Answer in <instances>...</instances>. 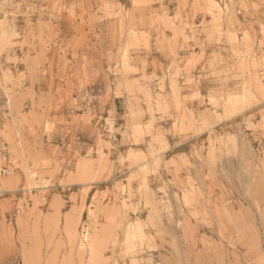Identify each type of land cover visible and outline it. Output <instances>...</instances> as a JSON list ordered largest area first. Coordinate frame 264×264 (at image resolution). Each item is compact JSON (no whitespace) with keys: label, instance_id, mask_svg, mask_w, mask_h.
Returning a JSON list of instances; mask_svg holds the SVG:
<instances>
[{"label":"rangeland","instance_id":"obj_1","mask_svg":"<svg viewBox=\"0 0 264 264\" xmlns=\"http://www.w3.org/2000/svg\"><path fill=\"white\" fill-rule=\"evenodd\" d=\"M263 10L0 0V264H264Z\"/></svg>","mask_w":264,"mask_h":264},{"label":"crops","instance_id":"obj_2","mask_svg":"<svg viewBox=\"0 0 264 264\" xmlns=\"http://www.w3.org/2000/svg\"><path fill=\"white\" fill-rule=\"evenodd\" d=\"M191 2L193 1V0H190ZM249 1V3L250 2H254V3H256V2H258V1H261V0H248ZM192 4V3H191ZM174 8V11H175V8L176 7H173ZM190 14H191V18H190V20H192L193 22L195 21V23H196V25H197V23H198V20L199 19H195L194 18V16H192L193 15V10H192V8L190 9ZM251 11H249V12H243V15H239L238 17H239V20L242 22H245V21H249V22H251V20H250V18H251ZM259 17V20H260V22L264 25V10H263V12H261V14L260 15H258ZM205 20H206V23H209L210 22V17L207 15L206 16V18H205ZM261 24V25H262ZM260 28V25H258L257 27H256V29H259ZM176 30V32H178V30L177 29H175ZM192 31H194V28L192 27ZM164 34L166 35V39H165V41L163 42V50L165 49V52L167 51V50H169V49H171L172 47H171V45H176L177 47H178V45H180L181 44V39H176L174 36V32H171V33H169L168 31H166V30H164ZM196 50V49H195ZM155 57H157V59L158 58H162V57H165V53L163 52V54L162 53H157L156 55H155ZM158 61H160L159 59H158Z\"/></svg>","mask_w":264,"mask_h":264},{"label":"bare ground","instance_id":"obj_3","mask_svg":"<svg viewBox=\"0 0 264 264\" xmlns=\"http://www.w3.org/2000/svg\"><path fill=\"white\" fill-rule=\"evenodd\" d=\"M186 261V260H185ZM218 261V260H217ZM106 262V261H105ZM101 264V263H100ZM202 264V263H201Z\"/></svg>","mask_w":264,"mask_h":264}]
</instances>
